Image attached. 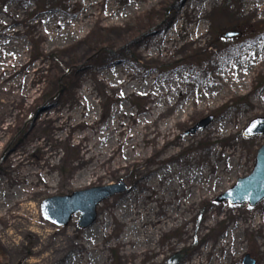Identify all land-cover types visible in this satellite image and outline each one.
<instances>
[{"label": "rangeland", "instance_id": "obj_1", "mask_svg": "<svg viewBox=\"0 0 264 264\" xmlns=\"http://www.w3.org/2000/svg\"><path fill=\"white\" fill-rule=\"evenodd\" d=\"M125 1L0 0V68L9 72L0 100L12 104L0 111V205L24 201L41 222L23 234L0 209V264H167L177 254L180 264H243L246 255L264 264V222L252 223L264 202H218L252 174L264 146V136L244 135L264 118V15H254L264 0H144L124 16ZM68 28L77 41L64 37ZM63 76L65 91L35 118ZM227 80L231 90L218 96ZM110 125L126 130L128 145ZM119 182L129 192L105 201L90 229L79 215L67 227L43 215L48 199ZM164 214L174 221L157 229ZM10 233L19 247L6 243Z\"/></svg>", "mask_w": 264, "mask_h": 264}, {"label": "water", "instance_id": "obj_2", "mask_svg": "<svg viewBox=\"0 0 264 264\" xmlns=\"http://www.w3.org/2000/svg\"><path fill=\"white\" fill-rule=\"evenodd\" d=\"M239 36L238 33H229L225 38L232 39ZM61 81V80H60ZM64 89L52 99L59 98ZM47 110V106L39 109L35 118ZM214 121L213 117L203 120L192 132L204 130ZM246 138L264 136V118H258L250 123L244 131ZM129 192L127 184H118L106 187L92 188L85 191L75 192L70 196L54 197L43 203L42 211L46 220L58 227H67L76 215L80 216L79 227L83 230L93 227L98 219V208L105 201L115 196ZM264 201V146L257 153L256 164L253 173L240 179L237 184L225 194L218 198L219 203H229L235 205L257 206ZM185 259V255L177 254L167 264H180ZM243 264H256L250 255H246Z\"/></svg>", "mask_w": 264, "mask_h": 264}, {"label": "bare ground", "instance_id": "obj_3", "mask_svg": "<svg viewBox=\"0 0 264 264\" xmlns=\"http://www.w3.org/2000/svg\"><path fill=\"white\" fill-rule=\"evenodd\" d=\"M144 0H128L125 1L124 5L126 7V10L122 13L124 16L129 14L130 12H133V10L136 9L137 6H140L141 3ZM119 12L120 10L116 9V10H111L108 13L105 14H97V18L98 21H107V20H113L117 17H119ZM255 16H260V15H264V8H260L256 13H254ZM77 17V16H76ZM87 18H89V16H83L82 18V22L85 21ZM97 20V19H96ZM64 22V21H63ZM86 25H83L80 27V29L82 30ZM58 28H64L65 24L59 23L57 25ZM66 32L64 33V37H66L69 40H75L77 41L78 39V32L75 31L74 29L68 28L65 30ZM256 57H259L258 52H256L255 54ZM261 62L264 64V55L262 56V58L260 59ZM257 62H252L251 64H249L248 68H244L243 71L238 75V77L235 79L236 80V84L234 85V89H239L242 86H244L245 82H244V78H248L250 79L252 77L253 72L255 71V66H257ZM0 67H2V65H0ZM235 67V66H234ZM4 69L0 68V84L1 82H3V84H1L0 86H3L4 84L7 83V81L9 80V78H7V74L9 73L6 66H3ZM232 70H230L229 73H231ZM228 73V74H229ZM228 74H224L222 77L225 79L227 77ZM224 81V80H223ZM231 82L227 80V82L225 81L224 84L222 85V88L220 89L218 96H221L223 92H227L231 90ZM5 95L9 94V92L7 91L4 92ZM203 98H207L205 95L203 96ZM12 104L9 100H4L1 101L0 100V111L1 109H6L11 107ZM5 116L2 117V119ZM126 126V125H125ZM227 126V125H226ZM171 127L166 128L164 131H168ZM228 130V126L222 127L221 131H226ZM107 132H109V134L112 136L114 135L115 138L118 139V143H122L123 145H128L129 144V138L128 135L126 133V130H120L119 128H115L113 125H110L107 130ZM113 139V138H112ZM133 153L130 151L125 155V159H130L133 157ZM196 197L194 196L193 199H195ZM21 197L18 196V200H20ZM14 199L12 197H9L8 199L3 200V203L0 205V209L1 212H7L9 213V215L11 216L12 220H16V222L14 223V226L12 225L14 230L19 229L18 227L23 226L25 227L22 231L23 234L29 232V227H33V228H38V230L41 229V222L39 217L37 216V214L35 213V211H31L29 210V206L24 202H18L16 204H14ZM129 205L127 202H123L120 203L118 205V208L116 210V212L120 215L122 213L123 208H127ZM33 210V209H32ZM121 217H124L126 220H128L130 217H126L124 214L121 215ZM171 221L173 222L174 219L167 216V215H162L160 217H157L154 221H153V226L158 228H161L163 226L166 225L167 221ZM255 220H260L264 222V212L262 213V215H255L252 218V223H255ZM239 229V228H238ZM31 232V231H30ZM237 231L234 232V234H236ZM41 235V233H39ZM16 233H10L9 237L7 238L8 241L6 242L9 245H12L13 247H19L20 244V240L18 238L15 237ZM238 238V237H236ZM238 240V239H237ZM10 242V244H9ZM12 242V243H11ZM141 245H145V243H142ZM239 244L237 245H233L231 246V248L228 249L227 253L229 254L231 249H235V251L238 250ZM40 250H36L35 253H38ZM47 260H45L44 262H40V264H48V262H46Z\"/></svg>", "mask_w": 264, "mask_h": 264}]
</instances>
